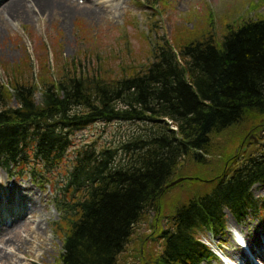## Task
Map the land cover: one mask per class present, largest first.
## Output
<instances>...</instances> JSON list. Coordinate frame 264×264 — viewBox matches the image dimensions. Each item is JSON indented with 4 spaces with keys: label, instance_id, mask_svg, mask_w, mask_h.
<instances>
[{
    "label": "trees",
    "instance_id": "trees-1",
    "mask_svg": "<svg viewBox=\"0 0 264 264\" xmlns=\"http://www.w3.org/2000/svg\"><path fill=\"white\" fill-rule=\"evenodd\" d=\"M142 1L166 8L164 0ZM223 27L220 35L183 27L162 36L144 65L140 57L121 75L70 65L39 83L0 84V169L18 176L53 173L76 133L96 123L146 125L117 146L84 144L73 152L61 186L69 217L57 225L64 242L58 264H118L151 212L161 249L147 253L149 236L142 237L140 264H202L215 256L201 234L223 235L226 212L243 221L257 211L252 190L264 186V146L223 154L220 173L208 170L207 157L219 154L216 140L229 130L264 118V15ZM201 175L209 180L197 187ZM180 179L173 187H186L166 202Z\"/></svg>",
    "mask_w": 264,
    "mask_h": 264
},
{
    "label": "rangeland",
    "instance_id": "rangeland-1",
    "mask_svg": "<svg viewBox=\"0 0 264 264\" xmlns=\"http://www.w3.org/2000/svg\"><path fill=\"white\" fill-rule=\"evenodd\" d=\"M76 1L79 7H85V0ZM164 2H166V8L164 9L162 5L156 10L142 0H90L89 3L95 4V6L90 4L93 9L100 6L99 9H104L106 14L101 18L94 17L83 13L85 12L83 8L82 11L79 10L82 12L79 14L70 10L68 19H64L67 14L65 10H59L57 13L55 11L56 16L53 19L38 16L31 21H4L0 23L2 31L0 33V84L11 87L16 80L26 85L31 82L39 83L42 75L45 80H50L51 76L56 77V73H63L70 68V65L76 66L77 69L87 74L104 69V72L113 71L116 75H121L123 68L130 67L140 57L143 59L141 66L144 65L146 53L150 46L156 43V40H160L162 36L169 39L183 27L189 31L211 30L220 35L224 28L223 25L227 26L239 17L247 19L264 15V0H164ZM61 6H57V10L61 9ZM34 16L32 14L31 17ZM39 17L41 18L38 20ZM211 17L214 24L211 23ZM17 69L23 73L14 77L13 72ZM36 100L41 101L40 91L36 95ZM10 103L13 107L17 105L14 99ZM145 126L142 123L129 122L96 123L77 132L73 139L74 146L63 164L48 176L43 171L40 180H35L27 172L18 176L12 174L13 172L9 173L5 169H0L2 200L8 198L9 189L13 186H27L35 191L38 198L42 200V206L45 207L35 216L28 217V223L32 222L30 225L27 223L23 228H17L10 234L18 240L27 241L29 243L27 247L21 249L16 246L8 247L0 240V251L2 250L3 256L6 257L0 258V264H58L64 242L57 225L64 224V219L69 217L68 212L60 205L66 201L67 195V192L61 191V186H64V181L71 170L73 152L84 144H92L97 149L110 144L117 146L121 141L133 135H139ZM248 141H254L255 146L249 145L245 148ZM216 145L220 148L219 154L215 152L213 156L209 155L207 163L208 170L220 173L227 156L239 153L242 147L248 153L264 146V118L260 117L259 120L253 122L245 121L229 130L227 134L216 140ZM223 154L227 156L224 157ZM239 156V161H243V156L241 154ZM121 157L127 159L123 154L119 158ZM197 179L202 184L197 187H202L205 184L202 182L209 180L208 177L202 175ZM188 186L196 188L193 184ZM183 188L173 187V190L165 197V201L174 200ZM252 193L259 202L257 211L249 212L242 222L226 212L227 222L224 235L218 237L211 233L200 235L202 242L209 246L215 254L214 259L202 264H220L223 261L225 264H234L232 260L234 258L229 255L233 244L228 233L234 238L238 233L245 239L248 232L252 233V230L258 232L264 229V186H254ZM182 200H185V197H182ZM4 205V208L8 210L5 214L12 215V208L6 203ZM15 208L18 210V205ZM166 210L170 211L168 207ZM155 219L156 213L151 212L147 215V220L136 227V234L133 237L135 241L129 245L118 264L141 263L137 255L142 257L144 254L140 250L142 245L140 239L144 236H149L144 244L147 253L150 247L155 253L161 249L160 242L154 234ZM12 221L13 218L7 215L6 223L10 225ZM232 221L237 223L241 231L231 225ZM36 224H41L42 229L37 234H33L32 231ZM160 225L164 229L167 228L164 220H161ZM245 248L247 249L244 250L246 256H251L246 242ZM235 259L239 262L244 260L238 257ZM255 264L264 263L256 259Z\"/></svg>",
    "mask_w": 264,
    "mask_h": 264
},
{
    "label": "bare ground",
    "instance_id": "bare-ground-1",
    "mask_svg": "<svg viewBox=\"0 0 264 264\" xmlns=\"http://www.w3.org/2000/svg\"><path fill=\"white\" fill-rule=\"evenodd\" d=\"M89 1L90 0H85V7H83L85 12L83 13H88L91 16L98 18H101L104 16V14H106L104 9H99L100 6H97L95 7L96 9H93L90 4L92 6H95V4L89 3ZM57 6H61V9L57 10ZM83 8L79 7V4H77L76 0H0V23H3L4 21H31L38 16H45L49 19H53L59 10H65V13L67 14L65 15L66 18L64 17V19H68L70 10L75 11V14H79L82 13L79 12V10L82 11ZM32 14L35 16L31 17ZM40 18L41 17H39L38 20ZM0 33H2L1 30ZM5 203L8 207L12 208V215L5 214V212L8 211L4 208ZM16 205H18V210H15ZM44 208L45 207L42 206V200L38 198V195L31 187L13 186L9 189L8 198L5 200H2L0 195V240L2 244L8 245V247L16 246L18 249L27 247L29 245L27 241L18 240L17 237H11L10 234H12L17 228H23L25 225H27L28 217L35 216L38 212L43 211ZM7 215L13 218V221L10 225L6 223ZM31 223L32 222H29L28 225ZM231 225L241 231V228L237 227V223L235 221H232ZM41 229V224H36L32 233L37 234V232ZM228 236L231 243L233 244V248L231 249L229 255L234 258L232 259L234 264H240V262L237 261L235 257L243 258L244 260H242V264H255L248 256H246L244 249L238 243H236L235 238L229 233ZM244 240L250 254L256 256L257 260L260 262H264V229L258 232H254V230H252V233L248 232ZM40 244L44 245L43 242H40ZM0 258H6L2 254V250L0 251ZM220 264L225 263L222 262Z\"/></svg>",
    "mask_w": 264,
    "mask_h": 264
},
{
    "label": "clouds",
    "instance_id": "clouds-1",
    "mask_svg": "<svg viewBox=\"0 0 264 264\" xmlns=\"http://www.w3.org/2000/svg\"><path fill=\"white\" fill-rule=\"evenodd\" d=\"M235 238H236V243L240 244V246H242V247L245 246V241H244V239H243L242 236H240L237 233L236 236H235Z\"/></svg>",
    "mask_w": 264,
    "mask_h": 264
},
{
    "label": "water",
    "instance_id": "water-1",
    "mask_svg": "<svg viewBox=\"0 0 264 264\" xmlns=\"http://www.w3.org/2000/svg\"><path fill=\"white\" fill-rule=\"evenodd\" d=\"M182 180H183V179H180V180H178V181L173 182L169 187H173V186H175L176 184L180 183Z\"/></svg>",
    "mask_w": 264,
    "mask_h": 264
}]
</instances>
